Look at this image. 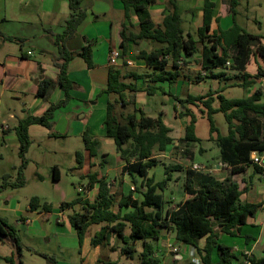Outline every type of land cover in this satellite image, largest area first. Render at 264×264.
<instances>
[{
  "label": "trees",
  "instance_id": "16d2710c",
  "mask_svg": "<svg viewBox=\"0 0 264 264\" xmlns=\"http://www.w3.org/2000/svg\"><path fill=\"white\" fill-rule=\"evenodd\" d=\"M124 6V16L130 23L122 24L120 32L121 42L119 51L124 60L123 65L109 69L108 87L103 92L115 96V100L107 102V118L104 123L106 137L112 139L116 152L125 164L123 174L131 177L134 190L129 194L116 195L112 191V183L104 177L97 180L91 176L90 190L98 184V193L94 200H84L78 197L69 203H62V211L74 209L79 205L80 211L70 215L69 223L82 242L92 227L98 230L92 238L93 247H111L110 251L120 249L122 256L130 260L139 258L140 264H162V259L156 257L157 244L161 241L164 232H174L177 243L195 248L200 256L201 264H215L213 251L216 250L220 259L219 264H233L236 258L232 248L219 244L221 234L237 236L250 217H254L261 209L262 204H242L241 197L247 188L241 189L238 182L228 178L220 181L214 176L188 169L184 185L185 201L176 209H166L168 202L164 193L173 180L172 172L182 171L181 166H165L166 177L156 181L150 177L149 172L162 164L159 156L168 153L174 147L175 140L171 136L172 129L164 121V113L152 117L145 109L137 108V95L145 93L154 96L161 92L172 97L181 107L180 118L190 117V124L185 128L181 139L186 146L201 144L202 140L196 134L197 117L189 106L197 107L202 104L207 110V119L210 124V141H214L220 150V160L231 168L232 175L244 173L253 167L255 173L262 174V168L253 164L254 152L264 153V94L258 88L248 97L230 99L223 95L228 87H240L246 91L254 88L258 81L264 79V67L258 66L256 76L246 72L251 58L256 53L264 61V45L254 49L251 46L253 39H260L246 32L238 23V8L242 0H226L233 25L228 30L219 29L212 32L214 12L217 0L203 1L202 26L197 35L186 33L184 21L178 0H167L168 14L160 25L155 24L150 9L159 3V0H119ZM70 16L66 20L64 30L54 35V45L59 50V56L53 59L55 67L59 70L58 81L51 79L41 80L38 84L37 96L48 102L50 95L60 85L65 97L57 104L51 103L42 116H27L21 119L15 127V134L20 142V156L24 165H27L26 155L32 141L29 136V127L40 125L52 131L55 113L65 108L71 101L70 91L78 87L69 79L68 67L74 57H82L88 68H94L93 49L91 45L83 48L82 52H72L67 48L68 41L77 36L79 28L86 20V11L83 9L84 0H67ZM134 13L138 26L131 23V13ZM217 23L219 18L216 19ZM7 40L23 44L19 38ZM156 45L152 51L140 49L142 43ZM137 50L136 58L143 62L151 73L140 75L136 72L123 73L122 67L128 66L126 57L130 46ZM198 54L201 55L200 65L202 71L194 78L196 83L214 79L234 81L233 85H224L222 89L210 91L206 95H188L184 98L167 94L161 84L174 85L180 79L187 77L183 72L184 66L191 62ZM231 66L227 67V62ZM133 79V82H127ZM221 81V82H222ZM145 83L146 86H138ZM215 103H219L215 107ZM120 108V111L117 108ZM178 111L175 106V112ZM222 113L228 125L227 135H222L217 127L214 115ZM52 137H57L51 134ZM85 150L91 157L97 155L98 141L87 133L83 136ZM79 167L82 165L83 153L77 152ZM56 173V174H55ZM58 173V175H57ZM138 178L142 183L138 184ZM53 180L60 181V170L53 168ZM19 182L14 187L24 186ZM141 190V198L135 199L133 191ZM89 190V191H90ZM40 208L45 213H51L52 206L41 204L39 198L31 200V211ZM129 230V232H127ZM1 237L8 240V244L17 249L20 261L22 245L16 229L5 219L0 217ZM206 238V245L200 249L199 242ZM115 239L118 246L111 245ZM120 241V242H119ZM141 244L140 252L137 244ZM122 244V245H121ZM9 264H16L14 258L7 259ZM50 264H55L50 259ZM253 264H264V260ZM21 264L22 261H21ZM195 264V263H192Z\"/></svg>",
  "mask_w": 264,
  "mask_h": 264
},
{
  "label": "crops",
  "instance_id": "0c3cea01",
  "mask_svg": "<svg viewBox=\"0 0 264 264\" xmlns=\"http://www.w3.org/2000/svg\"><path fill=\"white\" fill-rule=\"evenodd\" d=\"M33 1L41 10L39 12L35 11L34 13L30 12L29 14L32 16L30 20H19L16 25L18 27H15V29H7L8 26L16 23L15 20H17L7 15L9 13L8 11L12 9H6L4 14L0 15V23L7 24V27L0 37V115L4 114L6 116V124L3 126L9 127L5 132L0 131V137L3 139V142H10L11 145L18 149L20 148V142L14 131L17 125H11L10 122H12V120L20 121L27 116H42L50 107L51 103L57 104L65 97L64 91L58 84L50 95L48 102L38 97L37 93L38 84L41 80L51 79L54 82L58 81L59 70L55 67L53 59L59 56V50L54 45V37L51 36L49 32L53 33L55 36L63 32L65 22L70 16L69 4L67 0ZM203 1L204 0H178L182 18L185 23L184 28L186 33H191L196 36L195 32L197 33L198 29L202 26ZM223 2L225 3L226 0H220V3L219 0L216 1L217 6L214 12L211 33L217 32L219 29L228 30L233 25L232 22V25L228 27L226 23L222 21L217 23L216 21L217 18L220 19L221 9H224L227 16L225 21L230 16L227 4L224 5L225 8H221V3L223 4ZM166 3L167 0H159V3L150 9L152 18L157 25H160L164 17L168 14ZM83 9L86 11V20L79 28L77 36L68 41L67 48L72 52L80 53L85 46L91 45L95 66L90 69L82 57L76 56L73 58L69 63L68 76L78 87L70 91L72 97L70 103L65 108L55 113L52 131L40 125H32L29 127V136L32 144L36 142L37 139L38 141H43L44 139L48 141L64 139L65 142L70 140H84L83 136L85 133L97 140V155L95 157H91L90 153L83 149L88 153L91 159L95 160L93 163L89 164L90 169L93 171L90 172L89 170L88 175H86L89 187V184L92 182L91 176H94L97 180H101L105 177L108 182L110 171L120 172L124 177L129 176L123 174L125 164L120 162L118 165L116 157L119 156L117 152L116 154L103 152L102 144L109 140L106 137L104 127L107 118V102L109 99L112 101L115 100V96L109 97L103 93L108 87L109 69L111 68L109 65V56L112 51H119L122 24L129 25L130 22L125 19L124 6L119 0H84ZM195 9L198 10L195 12ZM131 18V23L137 27L138 22L133 12L131 13ZM190 25L192 29L193 27H195V29H189L191 28ZM24 31L26 33H23ZM4 36L23 39L26 42L23 45L28 44L29 48L24 50L22 45V50L20 51L16 49L15 45L17 44L15 42L7 40ZM144 43H142L140 47L143 50H147L143 48ZM136 54L137 50L131 45L126 57V62L127 64L131 62L132 65L128 64V66L122 67L123 73H125V69L130 66L137 65L136 67L142 69L146 68L145 64L136 58ZM186 69L193 70L191 67ZM246 72L248 73L247 70ZM186 73L188 74L189 72L187 71ZM187 74H185V76ZM186 78V80L180 79L178 83L174 84L175 90L181 89L180 93L183 94L182 98L190 94L197 96V94L191 93V87L195 84H201L207 81L196 83L191 76H187ZM231 83L232 82L229 81L230 85L227 83V86L233 85ZM230 88L234 87H228V89ZM254 90L255 87L249 89V92H251L249 96L255 92ZM145 95V93L138 94L137 108L146 109L144 105L145 102L140 100V97ZM3 104H6L4 108ZM176 106L179 110L180 106L178 103ZM162 112L165 114V111ZM193 113L195 114L194 111ZM202 114H205V117H207V111H202ZM175 119L183 118L175 114ZM189 124L190 123L187 121L184 125V129ZM51 134H55L57 137H52ZM209 138L208 141H210ZM158 158L162 164H164V159L168 157L166 155H160ZM190 158H192V156ZM110 161L115 162L117 167L109 168L108 163H110ZM84 162L85 158H83L82 165L78 167V170L85 169ZM188 169H191L190 166H186V169H184L186 174ZM208 171L211 173L210 175L220 181L231 178L233 181L240 184L241 189L245 188L243 181H246L248 189H246L245 193L242 195L241 203L262 204L263 206L254 217L248 219L247 224L241 228L237 236L221 234L218 240L219 244L232 248L236 256L233 260V264H245L249 258L256 262L264 260V172L262 174L255 173L254 168L250 167L244 173L232 175L231 168L221 162L220 159H218L216 164L212 165ZM246 178H248V180ZM256 178L259 179V183L255 182ZM124 183H126V185L128 184L127 181ZM120 184L121 186H125L123 183ZM97 186L98 184L95 183L94 188L88 191V196L83 197L84 200H94L96 198L98 193ZM134 188L135 185L130 187L129 191H123L121 194H129ZM133 197L135 199H140L136 191L133 192ZM184 201L185 192L183 202ZM77 207H79V205ZM65 211H62V213ZM23 223L26 224L27 221H23ZM160 242L162 244L159 247ZM159 243L157 244L158 251L156 257L162 259V264H181L184 261H187L189 264H201L200 256L195 248L177 243L174 232H164ZM205 245L206 238L199 242L200 249H203ZM170 246L178 249L179 254L175 255L172 250L169 249L171 248ZM170 255L173 256L171 257ZM169 256L170 258H168ZM116 261L120 260L118 259ZM116 261L111 262V260H109L106 264H115L117 263ZM219 261L220 259L217 252L214 250L213 262L219 264Z\"/></svg>",
  "mask_w": 264,
  "mask_h": 264
},
{
  "label": "rangeland",
  "instance_id": "374dc122",
  "mask_svg": "<svg viewBox=\"0 0 264 264\" xmlns=\"http://www.w3.org/2000/svg\"><path fill=\"white\" fill-rule=\"evenodd\" d=\"M225 4L226 2L221 3V8H225ZM6 9H12L8 11L9 13L7 15L17 20H15L16 23L8 27L7 24L0 23V37L6 27L7 29H15V27H18L16 25L19 20H30L32 19V16L29 14L30 12L34 13L35 11L39 12L41 10L40 7L35 5L33 0H0V15H3ZM197 10L195 9V12ZM226 17L224 9H221L219 22L222 21L229 27L232 25V18L229 16L225 21ZM237 23L246 32L260 38L258 39L260 43L254 46V49L260 45H264V0H242L238 8ZM189 29L194 30L195 27ZM23 33L26 32L24 31ZM195 34L197 35L196 32ZM16 44V49L21 51L23 44ZM28 48V44L23 45L24 50ZM143 48L151 51L153 48H156V45L144 43ZM200 60L201 55L198 54L190 63L183 65V72L187 74L186 72L188 71V77L191 76L192 79L196 78L198 73L202 71ZM136 66L126 68L124 72L127 75L134 72L140 75L151 73V70L148 68L142 69ZM258 66L264 67V61L255 51V55L251 58L247 69L248 73L257 75ZM188 67L193 68V70L186 69ZM186 79V77L182 78V80ZM221 81L209 79L205 83L195 84L191 87V93L197 94V96L206 95L210 91L222 89L227 83L230 85L229 81ZM234 81H230L232 82L231 84ZM127 82H133V79H127ZM143 84L146 86L145 83ZM143 84L138 83V86L141 87ZM161 87L167 94L178 97L183 96L180 93L181 89L175 90L174 85L171 86L165 83L161 84ZM263 87L264 82L262 80L258 81L255 90ZM250 94L251 92L249 90L246 91L240 87L230 88L224 92V95L230 99H241L248 97ZM140 100L145 102V108L151 110L147 114L154 118L162 111H165L164 121L167 126L173 128L171 136L174 137L176 142L167 154H163L168 157L164 159V164L167 166H181L182 171L171 173L173 180L169 183L168 189L164 193V199L168 202L166 209H176L184 200L183 184L186 180V173L184 171L186 166H190L191 168L194 164H198L204 170H207L203 171V173L211 174L208 169L220 159V150L216 143L214 141H208L210 124L207 117H205L206 115L202 114V111L206 112L207 110L202 104H199L197 107L189 106L198 118L196 133L202 140V143L186 146L185 143L181 142V139L185 134L184 125L187 121L190 123L191 119H175V114L179 116L181 111V107H179V110L175 112L177 102L172 97L161 94V92L154 96H148L146 94L145 96H141ZM5 105L3 104V108ZM214 106L218 107L219 103H215ZM117 109L120 111L119 107ZM214 120L221 134L227 135L228 126L224 115L222 113L216 114ZM5 121L6 116L4 114L0 115V126L6 124ZM10 123L11 125H18L19 121L12 120ZM83 149H85L84 140H70L65 142L64 139L49 141L46 139L38 141L37 139L36 142L31 144L29 152L26 155L27 165H24L19 149L11 145L10 142H3V139L0 137V217L13 226L20 237L22 245L21 261L23 264H50V259H53L55 264H106L109 260L115 262L118 259L120 261H116L117 263L115 264H140L137 256L134 260H129L127 257L121 255L120 249L117 252H112L109 250L111 247H93L92 238L94 235L92 234L98 230V226L92 227L84 240L80 242L76 232L70 226L69 218L70 215L76 210L80 211L81 208L76 206V208L68 209L63 213L60 209L61 204L64 202L69 203L78 197L88 196V192H84L90 190L88 189L86 175H88L89 170L90 172L93 171L90 169L89 164L95 160L91 159ZM102 149L103 152L116 154V146L112 139L104 142ZM81 151L84 156L83 158H85L84 170H78L77 152ZM191 156L192 158H190ZM116 159L119 165L122 161L120 157H116ZM164 164L150 170L149 176L155 177L156 181H162L166 177ZM116 165L115 162L110 161L108 163L109 168H115L117 167ZM55 166L61 172L60 182L53 180V168ZM108 177L109 182L113 181L111 182L114 185L112 187L113 193L118 196L123 191H129L130 187L134 186L131 178L129 176H122L120 172L110 171ZM246 179L248 180V178ZM125 181H127V185L124 183ZM19 182H24V186H13ZM255 182L259 183L260 181L256 178ZM120 183H123L125 186H121ZM141 183L142 180L138 178L139 186ZM141 190L144 191L143 188L140 189V192L136 191L139 198L142 197ZM34 198H39L42 205L47 203L52 206L51 213H45L42 208L38 211H31L30 203ZM23 221H27V223L24 224ZM119 244L115 239L111 241V245L113 246L119 247ZM161 244L160 242L159 247ZM141 249V244L138 243L137 250L140 252ZM169 249L172 250V248ZM11 258H14L16 262L17 256L15 251L8 243L0 241V264H9L7 259ZM181 264L189 263L184 261Z\"/></svg>",
  "mask_w": 264,
  "mask_h": 264
},
{
  "label": "built area",
  "instance_id": "2783aa9c",
  "mask_svg": "<svg viewBox=\"0 0 264 264\" xmlns=\"http://www.w3.org/2000/svg\"><path fill=\"white\" fill-rule=\"evenodd\" d=\"M122 60L121 58V55H120V52L118 50H115V51H112L110 53V56H109V65L111 67H119L120 66V61ZM231 61H228L227 62V67H230L231 66ZM129 65H132L131 62H128ZM261 81V80H260ZM263 82V80H262ZM262 92L264 94V87L262 88ZM9 129L8 126H3L1 125L0 126V131H7ZM252 161H253V164L257 165L258 167L262 168L263 171H264V153H258V152H254L252 154ZM193 169L196 170V171H207V170H204L203 167H201L200 165H194L193 166ZM84 192H88V191H84ZM172 248V246H170ZM172 252L175 254V255H178L179 254V251L178 249L176 248H172ZM245 264H253L252 260L249 258L247 259L246 263Z\"/></svg>",
  "mask_w": 264,
  "mask_h": 264
},
{
  "label": "water",
  "instance_id": "95a60500",
  "mask_svg": "<svg viewBox=\"0 0 264 264\" xmlns=\"http://www.w3.org/2000/svg\"><path fill=\"white\" fill-rule=\"evenodd\" d=\"M259 43H260V40H258V39H253L252 42H251V46H252V47L257 46ZM123 63H124V60L122 59V60L120 61V65H123ZM150 111H151L150 109H147V108L145 109V112H146V113H149ZM1 238H2V240H3L4 242L9 243L8 240H7L6 238H4V237H1ZM10 246H11V245H10ZM11 247L13 248V250L15 251L16 256H17L16 264H21V261H20L19 255H18V253H17V249H16L15 247H13V246H11Z\"/></svg>",
  "mask_w": 264,
  "mask_h": 264
}]
</instances>
